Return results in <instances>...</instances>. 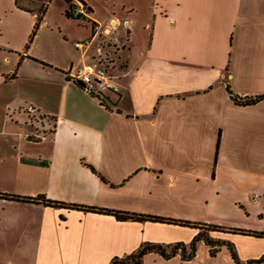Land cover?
<instances>
[{
  "label": "crops",
  "instance_id": "crops-1",
  "mask_svg": "<svg viewBox=\"0 0 264 264\" xmlns=\"http://www.w3.org/2000/svg\"><path fill=\"white\" fill-rule=\"evenodd\" d=\"M71 3L87 16L49 0L32 34L36 11L0 0V193L63 205L0 200V264H109L198 232L67 206L264 233V99L237 105L225 89L264 95V0ZM93 24L118 48L119 93L105 105L68 77L90 61L74 43ZM210 236L233 243L240 264L264 253L262 238ZM197 247L201 259L149 253L142 264H234L225 247Z\"/></svg>",
  "mask_w": 264,
  "mask_h": 264
},
{
  "label": "trees",
  "instance_id": "trees-1",
  "mask_svg": "<svg viewBox=\"0 0 264 264\" xmlns=\"http://www.w3.org/2000/svg\"><path fill=\"white\" fill-rule=\"evenodd\" d=\"M68 4V9L65 11V17L71 18V19H80L82 18V15H74L73 11L75 8V5L71 3L72 0H64ZM15 5L17 8L24 10V11H36L37 13V20L34 25V29L32 34L35 33L37 28L39 27V24L42 20V16L44 14L46 4L40 5L35 8H25L21 6L20 0H15ZM85 6L84 4H82ZM87 9V8H86ZM87 12H89V9H87ZM75 84V83H74ZM76 85V84H75ZM226 92L229 95V98L237 105H252L262 99H264V95L254 97V98H240L236 95H234L228 88V86L225 87ZM97 100L100 101L101 104L105 105V101L100 100L98 97H95ZM46 118V117H44ZM39 119H43L42 117ZM29 129H32L31 126H29ZM0 200H12V201H18L23 203H33V204H42L44 206L49 207H59L63 206L59 203L52 202L46 200L43 196H39L36 198H29V197H20L15 195H8L0 193ZM67 209H80L84 212H91V213H99V214H105V215H112L117 220L121 221H150V222H158V223H167V224H173V225H179L182 227H190L198 230L197 234L192 238V240L186 245L182 242L171 244V245H163V244H156V243H143L141 244L135 251L132 253L122 256V257H115L111 260L109 264H142V258L149 253H155L158 254L161 258L164 260L171 259L175 257L176 255L179 256L180 260L185 262L193 259L195 256L196 251V245L198 243H203L205 246L208 247V253L211 257H214L221 249V247H225L229 254L231 259L233 260L234 264H240L236 248L233 243L221 240L218 238H212L210 236L211 233H228V234H237L242 236H252L255 238H262L264 239V233L263 232H254V231H248V230H242V229H227L224 227L216 226V225H210V224H203V223H192L188 221H175L171 219H164L160 217L155 216H145V215H137L127 212H119V211H113L108 209H100V208H94V207H75V206H67L65 207ZM243 264H264V253L256 258V259H249L246 260Z\"/></svg>",
  "mask_w": 264,
  "mask_h": 264
},
{
  "label": "built area",
  "instance_id": "built-area-1",
  "mask_svg": "<svg viewBox=\"0 0 264 264\" xmlns=\"http://www.w3.org/2000/svg\"><path fill=\"white\" fill-rule=\"evenodd\" d=\"M73 14L83 17L87 16L88 12L85 6L77 3ZM105 37L101 27L93 24L91 38L74 43L77 50L90 49L91 58L89 62L80 65L68 76L69 80L83 92L92 97H98L102 101H105L109 95L119 93L114 75L119 63L118 48Z\"/></svg>",
  "mask_w": 264,
  "mask_h": 264
},
{
  "label": "rangeland",
  "instance_id": "rangeland-1",
  "mask_svg": "<svg viewBox=\"0 0 264 264\" xmlns=\"http://www.w3.org/2000/svg\"><path fill=\"white\" fill-rule=\"evenodd\" d=\"M46 1H48V0H20V4H21V6L30 9V8L38 7L40 5H44L46 3ZM75 25H79V23H75ZM123 35H125V31H123L121 29L116 34V36L119 37L120 39H123ZM39 87H41V85L38 82H32L30 84L29 83H25L24 91L35 94V93H37ZM37 118H35V116H31L30 120H32V121L35 120L36 123L39 122V123L43 124V119H37ZM35 127H37V125ZM202 253H203L202 250H200L197 247V245H196V251H195V256L194 257H196L197 259H201ZM223 257L224 256H221L218 261L220 263L224 262V264H225V263H227V260L224 259Z\"/></svg>",
  "mask_w": 264,
  "mask_h": 264
}]
</instances>
